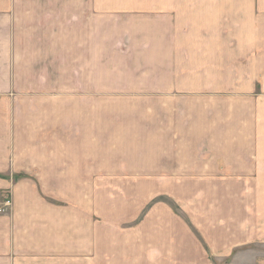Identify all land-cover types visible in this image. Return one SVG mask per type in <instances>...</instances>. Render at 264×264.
<instances>
[{
	"label": "crops",
	"instance_id": "1",
	"mask_svg": "<svg viewBox=\"0 0 264 264\" xmlns=\"http://www.w3.org/2000/svg\"><path fill=\"white\" fill-rule=\"evenodd\" d=\"M12 4L3 19L0 14L6 30L1 33L0 24V36L7 37L0 90L10 89L15 78ZM152 6L138 19L151 38L146 48H91L95 42L40 48L45 68L50 53L64 67L65 49L73 51L74 72L81 77L72 91H31L28 106L32 98L43 103L24 114L11 107V93L1 96L0 194L11 192L12 208L0 214V264L97 263L96 237L51 234L55 215L65 208L64 193L54 195L44 183L95 180L97 157L151 166L147 172L133 168L130 174L137 176L129 179L250 182L243 200L233 193L238 209L233 207L231 222L235 227L248 219L254 227L256 214L241 218V205L256 210L262 205L252 206L253 198L264 196L258 187L264 185V0H153ZM83 15L80 28L96 17ZM112 53H128L129 64H118L107 56ZM65 101H72L70 109ZM97 101H105L103 113ZM252 234H224L227 251L216 260L231 256L229 264H264V252L236 248L264 245V238ZM171 241L145 246L141 237H116L106 251L110 261L126 264H208L197 263L204 255L192 252L194 243Z\"/></svg>",
	"mask_w": 264,
	"mask_h": 264
},
{
	"label": "rangeland",
	"instance_id": "2",
	"mask_svg": "<svg viewBox=\"0 0 264 264\" xmlns=\"http://www.w3.org/2000/svg\"><path fill=\"white\" fill-rule=\"evenodd\" d=\"M14 2L16 6L12 4ZM152 3L153 0H0L2 19L10 4L16 7L17 12L12 54L15 78L10 89L6 86L0 90V108L5 107L6 102L1 100L5 93L14 96L11 107L24 114L28 107L37 108L43 103L40 98H32L35 106H28L31 91H72L73 80L81 77L74 72L73 67L78 61L74 60L73 51L70 53L65 49L64 67H57L56 53H50V63L45 68L42 65L46 64V59H39L40 48H87L82 45L86 42H95L92 46L90 44L91 48H146L151 45V38L146 37L149 32H141L142 21L138 19L142 9L151 12ZM90 12L96 17L93 20L91 15V21H84V28H80L81 16ZM4 23L0 20L1 33L6 31ZM85 35L88 36L84 41ZM4 40L7 37L0 36V51L7 48ZM97 55L98 62L103 61V55L99 52ZM107 56L118 64H129L128 53L120 57L116 53ZM0 79L3 81L4 76ZM57 81H61L62 86ZM71 102L65 101L66 109H70L67 106ZM96 106L103 113L105 101H97ZM117 158L97 157L95 180L44 182L49 184L54 195L56 192L64 193L65 208L63 213L59 210L55 215L59 216V221L51 224L54 227L51 234L66 240L79 236L96 237V264L129 263L109 260L106 248L116 237H141L146 242L145 246L167 240H172V243L192 242V252L204 255L197 263L208 264L230 263L231 256L222 261L215 258L218 253L227 251V246L221 243L226 233L230 237L238 234L248 238V234L253 233V239L264 238V196L253 198L252 206L262 205L256 210L243 205L242 201L241 218L256 214L254 227L247 226L248 219H242L235 227L231 222L233 207L237 204L233 193H240L243 200L251 193L250 182L129 179L137 176L130 174L133 168L140 172V168L146 171L151 166L117 164L121 160ZM251 183L254 187L255 182ZM258 187H264L262 182ZM235 209L237 211L238 208ZM236 248L252 253L264 252V245L259 244H244Z\"/></svg>",
	"mask_w": 264,
	"mask_h": 264
},
{
	"label": "built area",
	"instance_id": "3",
	"mask_svg": "<svg viewBox=\"0 0 264 264\" xmlns=\"http://www.w3.org/2000/svg\"><path fill=\"white\" fill-rule=\"evenodd\" d=\"M12 207V195L9 190H5L0 199V213H7Z\"/></svg>",
	"mask_w": 264,
	"mask_h": 264
}]
</instances>
